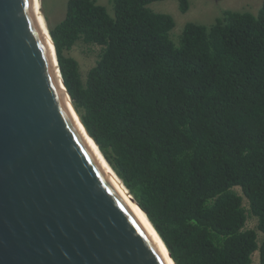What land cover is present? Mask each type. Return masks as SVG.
<instances>
[{
  "label": "trees",
  "instance_id": "trees-1",
  "mask_svg": "<svg viewBox=\"0 0 264 264\" xmlns=\"http://www.w3.org/2000/svg\"><path fill=\"white\" fill-rule=\"evenodd\" d=\"M157 1L68 0L48 23L72 103L176 264H264V0H211L182 31Z\"/></svg>",
  "mask_w": 264,
  "mask_h": 264
},
{
  "label": "water",
  "instance_id": "water-1",
  "mask_svg": "<svg viewBox=\"0 0 264 264\" xmlns=\"http://www.w3.org/2000/svg\"><path fill=\"white\" fill-rule=\"evenodd\" d=\"M47 29L39 0H0V264H172L75 110Z\"/></svg>",
  "mask_w": 264,
  "mask_h": 264
},
{
  "label": "rangeland",
  "instance_id": "rangeland-1",
  "mask_svg": "<svg viewBox=\"0 0 264 264\" xmlns=\"http://www.w3.org/2000/svg\"><path fill=\"white\" fill-rule=\"evenodd\" d=\"M67 1L68 0H40L41 10L43 16L48 23L56 24L63 20L66 15L67 10ZM113 0H98L100 4H103L107 7L108 12L111 15H114L113 9ZM191 8L186 12L182 13L179 10V1L178 0H162L157 1L152 4V7L157 12L169 13L171 14L175 21L176 27L178 30L182 31L187 22L205 21L209 19L212 15L213 2L211 0H191ZM223 4L227 7L233 6L238 9L246 7V5L252 4L255 0H222ZM218 11L216 12V14ZM85 47H75L71 54L75 56L81 65V69L85 72L87 69L94 65L93 54H87L84 52ZM257 221L251 219L248 223L249 227H256ZM260 241L264 239V233L258 232ZM252 264H259V253L256 252L253 257Z\"/></svg>",
  "mask_w": 264,
  "mask_h": 264
},
{
  "label": "bare ground",
  "instance_id": "bare-ground-1",
  "mask_svg": "<svg viewBox=\"0 0 264 264\" xmlns=\"http://www.w3.org/2000/svg\"><path fill=\"white\" fill-rule=\"evenodd\" d=\"M39 11H40V14H41V18H42V21H43V24H44V27H45V30H46V33L48 32V24H47V22H46V20L44 19V17L42 16V13H41V2H40V0H39ZM49 40V39H48ZM50 46H51V49H52V52H53V55H54V47L51 45V43H50ZM66 94V93H65ZM66 98H68L67 97V94H66ZM71 107V106H70ZM71 109H72V107H71ZM72 111L74 112V110L72 109ZM74 114H75V112H74ZM75 116H76V114H75ZM77 117V116H76ZM77 119H78V117H77ZM78 121H79V119H78ZM80 122V121H79ZM81 124V123H80ZM82 126V125H81ZM83 127V126H82ZM84 129V128H83ZM85 131V130H84ZM86 132V131H85ZM88 136V135H87ZM89 137V136H88ZM90 138V137H89ZM90 140L94 143V141L90 138ZM94 145L96 146V144L94 143ZM96 148H97V146H96ZM97 150L99 151V153H100V150L97 148ZM100 155H101V153H100ZM101 157H102V159H103V156L101 155ZM104 161H105V163L108 165V167L111 169V171L114 173V175L117 177V179L120 181V183L123 185V187L126 189V191H127V188L125 187V185L122 183V181H121V179L118 177V175L115 173V171L109 166V164L106 162V160L105 159H103ZM127 193H128V191H127ZM129 194V193H128ZM130 196V195H129ZM130 198H131V196H130ZM132 199V198H131ZM133 201V200H132ZM134 202V201H133ZM134 204H135V206L137 207V209L139 210V212L141 213V215H142V217L144 218V220L146 221V223L148 224V226L150 227V229L152 230V232L154 233V235L156 236V238L159 240V242H160V244L162 245V247H163V249L165 250V252L167 253V255H168V257H169V259H170V261H171V263L172 264H174V262H173V260H172V258H170V256H169V253H168V251H167V249L165 248V245L163 244V242H162V239L157 235V233H156V231L154 230V228H153V226L151 225V223L149 222V220H148V218H147V216L145 215V213L138 207V205L134 202Z\"/></svg>",
  "mask_w": 264,
  "mask_h": 264
}]
</instances>
